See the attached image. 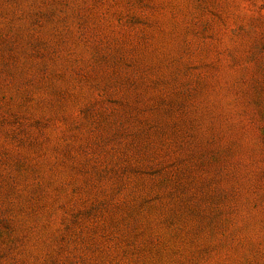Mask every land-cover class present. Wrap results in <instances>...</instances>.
I'll return each instance as SVG.
<instances>
[{
  "label": "rangeland",
  "instance_id": "rangeland-1",
  "mask_svg": "<svg viewBox=\"0 0 264 264\" xmlns=\"http://www.w3.org/2000/svg\"><path fill=\"white\" fill-rule=\"evenodd\" d=\"M0 264H264V0H0Z\"/></svg>",
  "mask_w": 264,
  "mask_h": 264
}]
</instances>
